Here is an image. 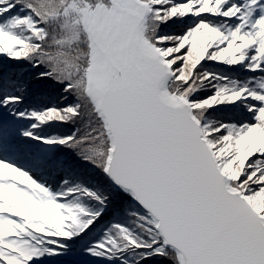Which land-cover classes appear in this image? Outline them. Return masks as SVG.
Instances as JSON below:
<instances>
[{
	"label": "snow or ice",
	"instance_id": "snow-or-ice-1",
	"mask_svg": "<svg viewBox=\"0 0 264 264\" xmlns=\"http://www.w3.org/2000/svg\"><path fill=\"white\" fill-rule=\"evenodd\" d=\"M0 264H264V0H0Z\"/></svg>",
	"mask_w": 264,
	"mask_h": 264
}]
</instances>
